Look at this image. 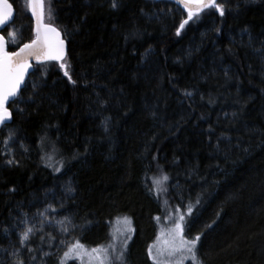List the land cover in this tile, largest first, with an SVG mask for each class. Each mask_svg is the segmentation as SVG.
I'll return each instance as SVG.
<instances>
[{"label":"trees","instance_id":"trees-1","mask_svg":"<svg viewBox=\"0 0 264 264\" xmlns=\"http://www.w3.org/2000/svg\"><path fill=\"white\" fill-rule=\"evenodd\" d=\"M8 1L15 51L36 34L29 0ZM44 3L68 56L35 65L1 131L0 264H81L70 252L120 216L122 264H154L167 208L202 264H264V0L191 18L170 0Z\"/></svg>","mask_w":264,"mask_h":264},{"label":"rangeland","instance_id":"rangeland-1","mask_svg":"<svg viewBox=\"0 0 264 264\" xmlns=\"http://www.w3.org/2000/svg\"><path fill=\"white\" fill-rule=\"evenodd\" d=\"M54 25L51 23H45ZM50 165L56 167V161L46 157ZM183 213L178 209H169L157 219L158 233L154 242L148 249V254L154 264H194L192 254L187 250V246L181 247V235L184 240L192 241L185 235L184 219L181 221L180 217ZM182 225V233L176 232V224ZM135 236V225L129 216H120L116 218L111 225V239L109 243L95 247H77L70 255L78 258L81 264H100V259H105L104 264H114L118 262L122 264L125 261V254L129 245L132 243ZM200 244V237L196 241L195 264H202L198 254V247ZM93 249L100 250L93 252ZM122 254V255H121ZM120 257L119 259H117Z\"/></svg>","mask_w":264,"mask_h":264},{"label":"snow or ice","instance_id":"snow-or-ice-1","mask_svg":"<svg viewBox=\"0 0 264 264\" xmlns=\"http://www.w3.org/2000/svg\"><path fill=\"white\" fill-rule=\"evenodd\" d=\"M191 3H195L197 5V11L200 10L201 7H216L220 10L221 15H223V9L214 3V0H208V3H204V0H190ZM33 15L37 18V37L32 41L31 44H25L23 48L20 49L19 52L8 53L5 49V41L3 37H0V122H3L7 116H10L8 109L6 107V103L10 97H15L17 95V90L20 85V82L23 79L24 72L28 68L27 57L34 56L36 59H41L43 56L44 59H61L63 56V41H60V47L55 52V54L51 51V46L48 44L46 38H42L41 29L43 28L46 32L56 33V29L51 27L50 25L43 24V14H44V6L42 0H31ZM115 6V5H114ZM6 7L10 8V5H6ZM37 8L40 9L37 12ZM193 15L191 9H189V17ZM8 19V13L5 12L2 16H0V24H4V22ZM187 23V21H185ZM183 24H181V28ZM58 35V33H57ZM45 48L48 50L45 51ZM64 67V65H61ZM67 71L65 75H67ZM11 163V161H9ZM166 180L167 177L165 176ZM189 213H191L192 209L189 207ZM184 219L183 216L180 217L182 221ZM31 229H28L24 234L22 239H28V233L31 232ZM182 225L176 224V232L182 233ZM199 237H196L192 241H186L183 239L181 235V247L187 246V250L192 254V259L196 261V253L195 246L196 241ZM77 247H82L81 245H77ZM98 249H93V252H99ZM67 256L68 253H65ZM122 255V254H121ZM118 257L117 259H119ZM105 259L107 257L100 259V264H104ZM22 264V262H21Z\"/></svg>","mask_w":264,"mask_h":264},{"label":"water","instance_id":"water-1","mask_svg":"<svg viewBox=\"0 0 264 264\" xmlns=\"http://www.w3.org/2000/svg\"><path fill=\"white\" fill-rule=\"evenodd\" d=\"M172 2H175L176 4H178L179 6H181L186 12L189 13V9L192 10L193 15H199L201 13H203L204 11L212 8L210 7H201L199 11H197V5L195 3H191L190 0H170ZM219 0H214V3L217 4ZM43 2V6H44V14H43V24L44 25H49V24H45L44 21V15H45V3L44 0H42ZM204 3H208V0H204ZM6 5H10V8L6 7ZM29 8H30V13L31 16L33 18L34 21V30H35V38L33 40L36 39L37 37V32H36V28H37V18L35 15H33V11H32V5H31V0H29ZM40 9L37 8V12H39ZM5 12L8 13V19L4 22V24H0V37H3L4 41H5V49L8 53H13V52H19L21 48L24 47L25 44H31L32 41H29L27 43L22 44L21 46H19L15 51H10L9 49V45H8V40L5 37L3 31L14 22L15 19V15H16V10L14 8V6L8 1V0H0V16H2ZM51 27L56 29V33L53 32H46L43 28L41 29V36L42 38H46L48 44L51 46V51L53 54H55V52L59 49L60 47V41H63V56L61 59H44L43 56L41 57V59H36L34 56H29L27 57V63H28V68L26 69V71L24 72L23 75V79L20 82V85L18 87L17 90V95L15 97H10L9 100L6 103V107L8 109V112L10 113V116H7L6 119L3 122H0V147H1V131L2 128L11 124L13 122V112L10 108V105L12 102H14L17 98H19L23 88L26 85L27 80L29 79L30 75L32 74V72L34 71L35 65L37 64H41V63H45L48 61H56V62H63V60L68 56V43L67 40L64 38L63 32L61 31V29L55 25H50ZM58 33V35H57ZM48 49L45 48V51H47Z\"/></svg>","mask_w":264,"mask_h":264}]
</instances>
